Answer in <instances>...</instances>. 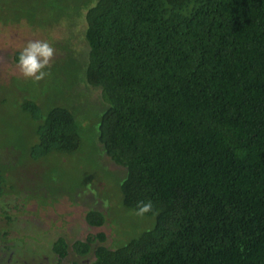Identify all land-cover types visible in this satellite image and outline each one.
<instances>
[{"label": "trees", "instance_id": "trees-1", "mask_svg": "<svg viewBox=\"0 0 264 264\" xmlns=\"http://www.w3.org/2000/svg\"><path fill=\"white\" fill-rule=\"evenodd\" d=\"M1 1V23L62 38L46 71L64 101L17 103L36 122L32 156L87 151L124 209L143 226L154 218L124 241L122 209L108 218L113 201L87 183L63 197L62 232L44 241L54 257L264 264V0ZM87 193L104 204H85Z\"/></svg>", "mask_w": 264, "mask_h": 264}, {"label": "rangeland", "instance_id": "rangeland-1", "mask_svg": "<svg viewBox=\"0 0 264 264\" xmlns=\"http://www.w3.org/2000/svg\"><path fill=\"white\" fill-rule=\"evenodd\" d=\"M5 2H8V0H4V3ZM2 5V1L0 0V16L10 14V10H7L8 8L5 9ZM12 14L14 15L15 11H13ZM41 33L45 34L46 32L37 27H32L23 21L14 23L3 20V23L0 22V155L4 154L5 156L7 155L6 158L10 157L15 159L13 173L15 174L14 177L17 179L15 187H17L19 191L20 188H25L33 182L39 186L44 185L45 188L43 187V189H48V191H51L56 197L60 196L62 203L61 205H57V210L59 212H62L64 209L63 197H66L67 194H77L87 183L90 184L91 187L94 186L99 193L103 191L104 197L113 201V205L110 206V209H108L109 212H107L108 218L111 217V214H114V209H122V213L120 212L118 216L120 219L118 223L120 225L119 231L123 233L125 237L129 235V237L124 239V241H126L136 236L134 234L141 229L145 227L150 228L153 225L154 218L153 216H146L152 219V223L150 226H143L139 218H135L132 215V213L135 215L134 212L127 208L124 209L121 205L119 183L116 189L113 184L114 181L103 174L102 166L98 164L97 159L89 156L87 151L85 156L80 154L77 158L75 156L56 153L33 157L32 152L30 153L29 147L30 145L32 146V142L36 140V122L27 112L18 107L17 103L19 101L22 102L31 99L37 101V103L44 107H48L51 100L55 102L64 101L63 95H66L65 91L62 89L63 80L60 78V75L56 76V82L54 83L56 89L54 90L50 86V77L47 78L49 76L48 66L50 64H57V62L58 64L60 63L59 56H62L58 51L60 49H56V47L52 46L55 49L49 64L46 66L48 72L45 69L46 75L40 80L33 79L32 77H25L18 63L14 61L16 51H20L28 41L41 40ZM53 37L54 34H52L51 37L45 34L44 40H47L49 43L53 41L56 45L60 44L62 38ZM17 94L21 98H17ZM86 104H88L87 99L84 102L85 106H87ZM1 174L7 180L13 177V175L10 177L4 175L3 170H1ZM43 189L42 191L44 192ZM116 193L118 195H116ZM53 195L49 194L48 197L51 198ZM42 199L46 201L45 198ZM95 199L96 198L89 196V193H87L83 201L87 205L91 203L96 207H100L104 204V199L102 201H93ZM51 201L50 199L42 203L47 208L46 204H50ZM18 202H20V204L23 203L24 198L20 197ZM80 212H82V210L78 211L73 218L79 216ZM47 213L50 217L51 214H53L50 207L47 209ZM81 224L83 225V222ZM115 230L117 231L115 227L114 230L111 228L113 234L116 233ZM24 243L25 242L22 240H17L13 243L12 246L15 248V252L23 255H32L33 252H30L32 251L31 248ZM33 243L34 247H37L35 244L38 243L35 240ZM33 245L31 246L32 248ZM45 250H48L46 246H44L43 249L41 248V251ZM41 254L42 253H39V255Z\"/></svg>", "mask_w": 264, "mask_h": 264}, {"label": "flooded vegetation", "instance_id": "flooded-vegetation-1", "mask_svg": "<svg viewBox=\"0 0 264 264\" xmlns=\"http://www.w3.org/2000/svg\"><path fill=\"white\" fill-rule=\"evenodd\" d=\"M4 154L0 155V264H59L65 263V257L59 259L58 254L54 255L50 250H38L44 247V241L51 235H58L62 232L60 228L61 219L58 216L61 212L57 210V205H61V200H54L46 206L42 202L49 201L48 189H43L44 185L39 186L33 182L25 188H20L16 185V177H14L13 168L15 159L6 158ZM10 177L7 180L2 174ZM45 188V187H44ZM44 190V192L42 191ZM40 191L42 198L46 201L38 203L37 197H33V193ZM17 191V194H16ZM47 196V197H45ZM20 197L24 198V202H18ZM35 199V200H32ZM37 199V200H36ZM35 201V202H32ZM56 205V206H55ZM52 209L53 214L57 218V223H54L52 228L50 226V215L47 213L48 208ZM53 218V219H56ZM56 227L54 228V225ZM50 230V231H49ZM17 240L24 241L25 245L31 248L32 255H23L15 252L12 246ZM31 240V241H29ZM34 240L39 244L34 247ZM33 245V248L31 247ZM39 253H42L39 255Z\"/></svg>", "mask_w": 264, "mask_h": 264}, {"label": "clouds", "instance_id": "clouds-1", "mask_svg": "<svg viewBox=\"0 0 264 264\" xmlns=\"http://www.w3.org/2000/svg\"><path fill=\"white\" fill-rule=\"evenodd\" d=\"M53 54L54 48L47 40H31L28 41L18 52L17 63L25 77H32L33 79L40 80L45 77L46 66L49 64L50 58ZM50 79H54L51 80V83L56 82V79L53 78V76H51ZM17 98L21 97L17 94ZM149 208V203H141L138 211L143 213ZM35 245L37 246L38 244Z\"/></svg>", "mask_w": 264, "mask_h": 264}]
</instances>
